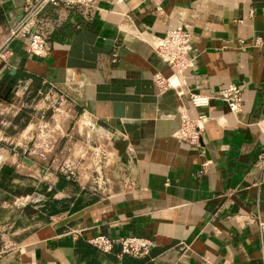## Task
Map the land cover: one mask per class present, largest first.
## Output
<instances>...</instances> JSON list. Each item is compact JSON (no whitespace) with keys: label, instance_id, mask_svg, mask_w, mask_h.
<instances>
[{"label":"crops","instance_id":"0c3cea01","mask_svg":"<svg viewBox=\"0 0 264 264\" xmlns=\"http://www.w3.org/2000/svg\"><path fill=\"white\" fill-rule=\"evenodd\" d=\"M26 1L0 0V40ZM176 22L190 32L184 84L152 44ZM35 29L47 51L9 42L0 106L25 89L56 93L107 150L86 182L28 180L25 205L8 204L26 179L13 167L11 190L0 186V264H264V0L48 3ZM157 71L170 87H156ZM229 83L241 93L234 113L216 96ZM182 113L199 116L196 142L175 135ZM32 126L0 147V165ZM99 233L115 240L109 250L88 242ZM132 235L151 241L145 252L120 251L116 239Z\"/></svg>","mask_w":264,"mask_h":264},{"label":"rangeland","instance_id":"374dc122","mask_svg":"<svg viewBox=\"0 0 264 264\" xmlns=\"http://www.w3.org/2000/svg\"><path fill=\"white\" fill-rule=\"evenodd\" d=\"M68 110L56 93L36 89H25L8 104L0 106V147L17 142L26 123L29 120L33 123L32 129L24 133L22 143L14 148L21 153L14 162H7L22 170L24 174L19 173L20 176L26 177L19 179L15 190L25 187L31 178L35 181L30 186L38 190L39 178L44 180L48 174L58 172L86 182L97 173V166L104 163L106 139L95 132L96 127L88 123L89 119L76 117ZM20 156L36 160V167L27 170ZM25 195L15 194L8 199L9 206L21 201L27 204Z\"/></svg>","mask_w":264,"mask_h":264},{"label":"built area","instance_id":"2783aa9c","mask_svg":"<svg viewBox=\"0 0 264 264\" xmlns=\"http://www.w3.org/2000/svg\"><path fill=\"white\" fill-rule=\"evenodd\" d=\"M92 0H27L22 10L11 25L7 28L0 40V61L5 60L11 52L9 42L21 40L25 50L37 56L44 55L47 51V43L44 37L35 29L38 12L48 3H80L87 5ZM190 41V32L181 23L176 22L168 27L163 35L153 41V48L167 66L173 69L178 76L180 84L185 83L184 69L191 63L192 59L186 55ZM152 79L156 87L165 89L170 83L160 73L155 72ZM216 96L225 102L229 111L237 112L241 105V93L237 85L229 83L216 91ZM190 103L194 106H201L207 103L208 95L199 92H189ZM199 118V116H198ZM198 118H189L186 113L181 114L180 125L175 135L189 142H196L199 134ZM88 123L94 124L91 120ZM95 125V124H94ZM70 171V169L68 168ZM88 242L96 248L107 251L115 241L106 235L99 233L89 237ZM120 245V251L125 253L138 254L145 252L151 241L141 236H123L116 239Z\"/></svg>","mask_w":264,"mask_h":264},{"label":"trees","instance_id":"16d2710c","mask_svg":"<svg viewBox=\"0 0 264 264\" xmlns=\"http://www.w3.org/2000/svg\"><path fill=\"white\" fill-rule=\"evenodd\" d=\"M7 174L9 175H14L16 174L14 169H13V166L7 164V163H3L0 165V179L3 180L2 183H0V186H2V188L4 190H11L6 184H5V177L7 176ZM58 174H62V173H57ZM26 190H29L27 188V186L23 187L22 189H17L15 191H12V193H15V194H25L27 191Z\"/></svg>","mask_w":264,"mask_h":264},{"label":"water","instance_id":"95a60500","mask_svg":"<svg viewBox=\"0 0 264 264\" xmlns=\"http://www.w3.org/2000/svg\"><path fill=\"white\" fill-rule=\"evenodd\" d=\"M23 159H24V160H27V161H29V162H32L31 159H28V158H26V157H23Z\"/></svg>","mask_w":264,"mask_h":264}]
</instances>
